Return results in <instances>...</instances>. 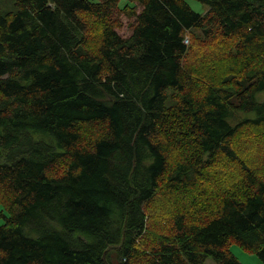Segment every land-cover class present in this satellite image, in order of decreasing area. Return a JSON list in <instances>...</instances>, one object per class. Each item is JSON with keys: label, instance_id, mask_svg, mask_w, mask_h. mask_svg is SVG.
Returning a JSON list of instances; mask_svg holds the SVG:
<instances>
[{"label": "trees", "instance_id": "obj_1", "mask_svg": "<svg viewBox=\"0 0 264 264\" xmlns=\"http://www.w3.org/2000/svg\"><path fill=\"white\" fill-rule=\"evenodd\" d=\"M121 1L0 11V264L264 261V0Z\"/></svg>", "mask_w": 264, "mask_h": 264}, {"label": "rangeland", "instance_id": "obj_2", "mask_svg": "<svg viewBox=\"0 0 264 264\" xmlns=\"http://www.w3.org/2000/svg\"><path fill=\"white\" fill-rule=\"evenodd\" d=\"M129 0H122L121 6L128 3ZM192 8L200 13L207 11L208 6L198 0H188ZM15 10L13 0H1L0 11L6 13L7 11ZM124 25L119 32L124 36H129L132 33L131 24L134 23V19H129L123 16ZM2 207L0 206V223L4 222V218L1 216ZM232 253L238 258L241 264H264V261L256 254L244 250L241 246L235 244L232 246ZM206 264H215L212 259H208Z\"/></svg>", "mask_w": 264, "mask_h": 264}, {"label": "built area", "instance_id": "obj_3", "mask_svg": "<svg viewBox=\"0 0 264 264\" xmlns=\"http://www.w3.org/2000/svg\"><path fill=\"white\" fill-rule=\"evenodd\" d=\"M186 42H187V43L189 42L188 38H186Z\"/></svg>", "mask_w": 264, "mask_h": 264}, {"label": "bare ground", "instance_id": "obj_4", "mask_svg": "<svg viewBox=\"0 0 264 264\" xmlns=\"http://www.w3.org/2000/svg\"><path fill=\"white\" fill-rule=\"evenodd\" d=\"M6 15V14H5ZM6 17V16H5ZM258 92H260V91H258ZM257 94V93H256ZM56 264V263H55Z\"/></svg>", "mask_w": 264, "mask_h": 264}]
</instances>
